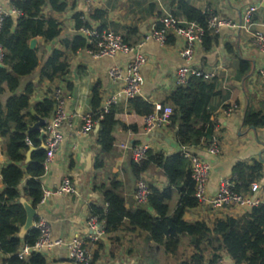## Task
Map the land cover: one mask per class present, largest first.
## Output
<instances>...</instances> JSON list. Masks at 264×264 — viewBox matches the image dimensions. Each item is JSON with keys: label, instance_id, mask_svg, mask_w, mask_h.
I'll list each match as a JSON object with an SVG mask.
<instances>
[{"label": "crops", "instance_id": "0c3cea01", "mask_svg": "<svg viewBox=\"0 0 264 264\" xmlns=\"http://www.w3.org/2000/svg\"><path fill=\"white\" fill-rule=\"evenodd\" d=\"M18 0H0V9L8 13L13 2ZM66 8L63 13L55 14L48 7L43 9L44 18H52L60 23V36L45 43L40 38L35 41L39 61L38 68L31 74L21 77L16 95H22L30 87L29 115L35 114V105L50 99L55 90H60L65 101L66 123L60 129L62 142L54 159L46 166L40 178L41 191H55L64 179L74 187L75 194H58L43 198L36 210V218L43 219L49 229L53 241L67 243L76 238L83 242L93 258L92 264H187L194 251L181 240L178 255L168 256L153 245L145 232L132 228L125 223L123 230L105 234L92 241L93 232L87 228L91 217V208L105 209L103 192L111 190L110 184L115 182L120 189L115 193L124 201L126 210H134L147 204L137 205L134 191L138 181L162 191L167 181L160 168L151 166L138 178L131 170L133 163L129 147H147L153 154L170 157L179 154L175 137V129L171 126L156 132H144V116L137 115L129 100L122 94L125 68L135 55L144 57L145 64L140 70V95L142 102L151 106H170L168 97L177 90L174 73L181 66H188L213 76L211 84L217 94L210 102L209 111L213 123V133L208 146L201 145L191 152L210 167L206 185V198L213 197L222 179L236 180L234 169L237 165L260 169L252 176V184L258 186L255 193L249 190L243 195L264 204V128L250 129L243 126V118L248 109L258 110L264 104V82L259 72L263 71L264 52L253 44V33L264 35V9L262 0H63ZM184 3L200 13H208L218 20L230 25H242L244 12L248 7L257 5L259 9L252 17L248 30L222 26L217 32L209 33L207 48L196 45L192 59L186 64L179 56L183 48V40L169 34L167 43L159 45L152 39V33L160 27V19L173 17L180 21L186 19L179 11V4ZM80 16L86 24L85 28L96 31H108L118 35L121 40L135 47L131 55L117 54L114 58L95 59L86 49L73 52L65 42H71L81 36L75 30L73 17ZM187 21V20H186ZM83 37V36H81ZM141 44L140 47H137ZM54 51L63 54L67 65L65 74L49 81L41 77V69ZM62 60V61H63ZM249 63L247 72L239 73V61ZM118 68L119 78L109 77V71ZM96 89L99 98L97 111L100 113L111 97L115 102L110 106L115 126L112 129L113 144L107 154H103L97 144L98 130L93 127L86 135L81 134L84 118L93 114L91 101ZM0 101L5 106L11 97L3 88ZM235 106V110L227 115L225 110ZM35 116H37L35 114ZM38 117V116H37ZM31 118H33L31 116ZM39 118V117H38ZM35 123L30 124L32 126ZM215 142L218 153L212 156L207 153L210 143ZM176 145V149L172 148ZM125 146L126 148H122ZM25 163V162H24ZM11 165L6 156L5 142L0 138V173ZM97 165H100L97 167ZM250 176L248 172L244 177ZM28 177L25 175L18 186L20 199ZM241 185V181L238 182ZM247 188V189H248ZM4 190L0 175V194ZM179 196L172 192L168 203L169 211L175 208ZM249 208L236 206L222 210L213 209L207 203H200L185 212L184 219L188 223L203 222L211 228L218 220L239 219L249 212ZM102 229L104 223L101 222ZM18 237V236H17ZM46 264H72L68 260L64 246L53 247L41 253ZM211 258L210 252L205 254V263ZM8 259L0 251V264ZM29 260V257L25 261ZM220 264H234L226 255L220 254Z\"/></svg>", "mask_w": 264, "mask_h": 264}, {"label": "trees", "instance_id": "16d2710c", "mask_svg": "<svg viewBox=\"0 0 264 264\" xmlns=\"http://www.w3.org/2000/svg\"><path fill=\"white\" fill-rule=\"evenodd\" d=\"M13 9L21 16L14 19L7 17L0 32V46L3 57L0 68V96L3 88L11 95L5 106L0 101V138L5 142L6 156L11 165L1 170L4 190L0 194V251L8 257L4 264H46L41 254L33 253L29 260L21 261L16 253L24 246H32L38 238L36 229H31L19 239L17 234L25 221V212L19 204L20 195L17 191L21 180L26 175L28 180L23 189V196L27 198L33 209L42 200L40 178L44 174L43 162L45 151H35L30 154L28 163L25 155L29 150L26 142L37 148L38 132L27 134V128L33 122L29 115L28 87L22 95H16L19 79L34 72L38 66L37 50L29 48L32 39L40 38L45 43L57 39L61 34L60 23L52 18H44L43 9L48 7L51 12L61 14L66 5L63 0H18L13 2ZM181 15L188 22H196L205 29L202 42L207 48L208 30L206 29L207 15L179 4ZM75 30L86 27L79 15L73 17ZM71 51L86 49L87 38L76 36L71 42H65ZM63 54L54 51L40 73L42 78L53 81L65 74L67 65L62 59ZM63 60V61H62ZM249 63L239 61V73L247 72ZM211 83L199 79H192L185 87H179L168 97L172 108L170 117L171 128L175 129V137L179 154L165 157L163 154H153L147 151L145 159L139 163L133 162L131 170L135 177H139L151 166L163 171L167 186L159 191L149 186L150 194L146 201L150 211L138 208L126 210L124 201L115 191L121 187L112 182L111 190L104 191L106 208L92 207L91 216L104 223L103 232L111 234L125 228V223L132 228L145 232L149 241L164 254L175 257L178 255L181 240L187 239V244L193 248V255L187 264H217L220 254H226L234 264H264V204L250 209L239 219L216 221L211 228L203 222L188 223L184 219L188 209L195 208L198 202L193 198V182L190 177V163L180 152L182 149H196L212 138L213 123L209 111L211 100L216 96ZM137 115L146 116L153 111V106L142 102L138 98L129 100ZM99 98L96 89L91 101V119L98 126L97 144L103 154H107L113 144L112 129L116 122L109 111L99 119L97 111ZM55 103L52 98L43 100L35 105V114L45 122L54 112ZM243 126L250 129L264 128V104L258 109H248L243 118ZM100 165H97L99 167ZM260 169L237 165L234 169L236 180L234 191L244 194L249 190L252 176ZM248 172L250 176L244 177ZM241 181V185L238 182ZM248 188V189H247ZM172 192L179 196L175 208L169 211L168 203ZM210 252L211 258L205 263V254Z\"/></svg>", "mask_w": 264, "mask_h": 264}, {"label": "built area", "instance_id": "2783aa9c", "mask_svg": "<svg viewBox=\"0 0 264 264\" xmlns=\"http://www.w3.org/2000/svg\"><path fill=\"white\" fill-rule=\"evenodd\" d=\"M264 2V0H262ZM259 9L257 5H253L247 8L244 12L242 25H230L229 23L218 20L215 16L204 13L207 15L206 29L209 33L217 32L222 26H229L231 28L248 30L251 25V20L255 12ZM11 16L14 19H18L21 14L13 8L5 13L0 9V32L3 27V23L7 17ZM160 27L152 33V39L155 40L161 46L166 45L169 34L172 33L177 38L183 40V48L179 53L181 59L186 64L190 63L192 59L194 48L196 45H202V39L205 34V29L196 22L180 21L173 17H164L160 19ZM79 33L84 38H87V53L95 59L108 58L112 59L117 54L131 55L135 53V47L124 43L121 38L108 31H96L88 28H80ZM253 44L261 51L264 52V35L260 33H253ZM138 44L137 47H140ZM3 57V50L0 46V65ZM145 64L144 57L135 55L125 68L126 76L123 78L124 88L122 94L127 100L137 98L140 95V70ZM119 69L114 68L109 71V77L112 79L119 78ZM260 79L264 82V71L259 72ZM213 76L205 73L201 70L181 66L174 73L175 84L177 88L185 87L192 79H199L203 82L211 83ZM52 100L55 103L54 112L45 122L42 127L44 132V145H45V158L43 162V168L54 159V156L62 142L60 129L66 123V115L64 111L65 101L63 99L60 90H55L52 94ZM116 98L111 97L105 106L101 109L99 119L110 111V106L115 102ZM235 106L228 107L225 110L227 115L231 114L235 110ZM172 115V108L169 106L154 105L152 113L144 116L143 126L146 134L159 132L171 125L170 117ZM97 124L90 116L84 118V126L81 130L82 135H86L92 131L93 127ZM27 146L32 147L29 141L26 142ZM122 148H126L122 146ZM131 150L132 160L135 163H139L145 159L147 147L138 146L135 148L129 147ZM207 153L215 156L218 153L215 142L210 143V147ZM180 155L187 159L190 163V177L193 182V198L198 204L207 203L213 209L222 210L226 207L236 206L240 208H253L258 205L257 201L248 198L245 195L236 193L234 191V183L227 179L220 180L217 190L213 197L207 199L206 185L209 178L210 167L209 165L196 157L191 151L182 149ZM258 190L256 184H252L250 187V193H255ZM76 191L71 183L64 179L61 185L52 192H44L42 199L58 194H75ZM150 194L149 186L144 181H138L134 191V200L137 205H143L146 203ZM87 228L93 232L91 237L92 241H97L103 235V229L101 222L94 216H91L87 223ZM34 229L38 232V238L32 246H24L17 253L18 260L25 261L33 253L41 254L45 250H49L53 247L64 246L67 250L68 260L72 264H92L93 258L85 245L79 239H72L67 243L61 241H53L50 237V229L47 223L40 218H35ZM217 264H220L218 261Z\"/></svg>", "mask_w": 264, "mask_h": 264}, {"label": "water", "instance_id": "95a60500", "mask_svg": "<svg viewBox=\"0 0 264 264\" xmlns=\"http://www.w3.org/2000/svg\"><path fill=\"white\" fill-rule=\"evenodd\" d=\"M261 8L264 9V2L261 3ZM35 45V41L31 40L29 42V48L33 49ZM1 68V65H0ZM263 71H264V65H263ZM31 116L35 119V123L32 126H29L27 128V134H31L34 132H38V141L40 145L37 148L30 147L28 152L25 155V163L29 162L30 154L35 151H45V145H44V132L42 131V127L45 124V121L35 116V114H31ZM96 130H98V126L95 127ZM172 148L176 149V145H172ZM19 204L22 206L24 212H25V221L23 225L20 227L19 232L17 234L19 239H22L27 232H29L34 227V220L36 218V210L31 207L29 203H27L24 199L19 200Z\"/></svg>", "mask_w": 264, "mask_h": 264}, {"label": "rangeland", "instance_id": "374dc122", "mask_svg": "<svg viewBox=\"0 0 264 264\" xmlns=\"http://www.w3.org/2000/svg\"><path fill=\"white\" fill-rule=\"evenodd\" d=\"M141 208H145V206L143 205Z\"/></svg>", "mask_w": 264, "mask_h": 264}]
</instances>
